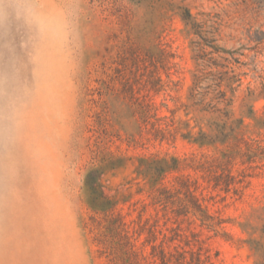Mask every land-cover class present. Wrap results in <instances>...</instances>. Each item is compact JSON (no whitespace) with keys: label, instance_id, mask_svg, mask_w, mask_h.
I'll return each mask as SVG.
<instances>
[{"label":"rangeland","instance_id":"1","mask_svg":"<svg viewBox=\"0 0 264 264\" xmlns=\"http://www.w3.org/2000/svg\"><path fill=\"white\" fill-rule=\"evenodd\" d=\"M111 214L117 264H264V0H0V264H114Z\"/></svg>","mask_w":264,"mask_h":264},{"label":"trees","instance_id":"2","mask_svg":"<svg viewBox=\"0 0 264 264\" xmlns=\"http://www.w3.org/2000/svg\"><path fill=\"white\" fill-rule=\"evenodd\" d=\"M178 15L180 16L182 22L184 23V26L188 28L189 32L197 33V24L192 20V16L188 9L177 7L175 8ZM212 43V41H210ZM197 46V45H196ZM215 52L217 50L212 47ZM200 59V58H197ZM226 61V60H225ZM214 66H217L215 63H211ZM210 77H212L211 81H215L216 83L213 84V90L212 93H214V96L212 97V101H216V104H220L225 99V93L221 92L219 89L221 87V82L223 81L222 76L219 74V77L217 79H214L213 76L210 74ZM202 82V78L199 76L194 77V85L190 92V99L194 100L192 105H190V108L195 113H212V114H222V111L216 107V105L210 104H203V100L210 92V87L208 86L205 89H202L200 86ZM201 90H205L201 92ZM200 97L199 101H196V98ZM146 110L149 109V106L146 105ZM216 127V130L219 128L217 124L214 125ZM222 130V129H221ZM218 134H221L220 129H218ZM217 134V135H218ZM218 136H209L205 135L203 133H200L199 139L194 140L195 142L199 143H213L217 141ZM180 163L177 160H173L172 162H168L166 160H157V159H149V160H142L140 161V170L138 173L143 176L144 178H147L149 182L152 184L158 183V181L162 180L163 176L170 171H177L179 169ZM220 177H214V179H219ZM100 187L97 184H93L92 186V202H98L99 200H104L106 197L104 196L103 192L99 189ZM157 192H159V195L169 194V190L166 188L156 189ZM188 196L194 203V207L201 212L200 205L197 204V200L194 198V196L191 195V193L188 192ZM158 199V197H157ZM93 205V204H92ZM94 223H96L98 226H101L100 221L93 220ZM104 222L108 223V226L105 229V233L99 235L98 242L102 246L105 253L108 254V256L111 258V261L114 264H117V260L119 257L123 254L127 255L128 258L130 255L128 252H121V250L125 249L124 246H126L127 243L124 244L125 236L122 235L124 231V224L119 216H114L113 214L110 215L109 219L104 220ZM120 253V254H119ZM132 256H136L134 252H131ZM199 261V259L197 260Z\"/></svg>","mask_w":264,"mask_h":264}]
</instances>
